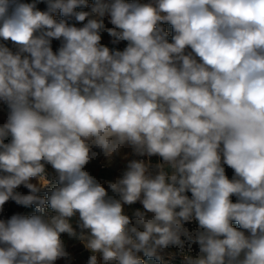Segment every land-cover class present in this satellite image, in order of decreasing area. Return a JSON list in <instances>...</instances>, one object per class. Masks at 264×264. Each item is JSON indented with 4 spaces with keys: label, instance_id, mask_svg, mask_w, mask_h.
Returning a JSON list of instances; mask_svg holds the SVG:
<instances>
[{
    "label": "clouds",
    "instance_id": "obj_1",
    "mask_svg": "<svg viewBox=\"0 0 264 264\" xmlns=\"http://www.w3.org/2000/svg\"><path fill=\"white\" fill-rule=\"evenodd\" d=\"M0 101V264H264V0H0Z\"/></svg>",
    "mask_w": 264,
    "mask_h": 264
},
{
    "label": "built area",
    "instance_id": "obj_2",
    "mask_svg": "<svg viewBox=\"0 0 264 264\" xmlns=\"http://www.w3.org/2000/svg\"><path fill=\"white\" fill-rule=\"evenodd\" d=\"M39 7L41 8V10H44L45 6L43 4L39 5ZM84 10H89V9H84ZM59 18V17H57ZM73 23H75V21H72ZM77 26H82L81 24H77ZM107 33H103L102 34V41L101 43L104 44L105 46H108L110 47L111 49H118V50H122L123 49V46L118 44V45H113L112 43L106 41L105 39V36H106ZM59 47V42L58 41H53V50L55 51L57 48ZM7 106L6 104H4L2 101H0V113H3V115L7 116ZM95 151H99L97 149H94ZM132 159H144V160H148L147 157H138V156H135L133 155V158ZM94 161H97L98 162V165L100 166L101 169H106L107 166H104L105 164V158L103 157V155L101 154L96 160ZM151 161L153 164L157 163L159 161V158L158 157H152L151 158ZM126 169V165H120L118 168H117V173L119 175H121V173ZM53 176V175H51ZM51 176L49 175V177L51 178ZM97 179L101 182H104V181H108V180H111L109 178H106V177H97ZM54 186V185H53ZM105 187H107V185L105 184ZM12 201H9L8 203H6V205L4 206V212L2 214H0V218H4V219H7L9 218L11 215L13 214H16V213H13L12 212ZM17 213H20V214H23V215H28L27 213V209L24 208L20 211H18ZM76 219L78 220V216L76 217ZM74 218L72 220V223H73V227H75V224H74ZM233 226H236L238 227V225H234ZM186 227H189L190 230L191 229H194L195 228V224H190V225H186ZM67 237L68 235L67 234H62V239L65 241V246H66V250L72 255L73 257V260H72V264H81V259H82V256H84L85 258V263L87 262V259L90 255L89 252H87L83 245H82V248L81 250L79 251H72L69 246H68V243H67ZM192 250H193V253L192 254H196L198 252V245H193L192 246ZM144 260H145V264H156V261L155 260H149L148 258L146 257H142ZM56 264H66V262L64 260H58L56 262ZM164 264H182V261L180 259L179 256H177L175 259L173 260H169L167 257H165V262Z\"/></svg>",
    "mask_w": 264,
    "mask_h": 264
},
{
    "label": "crops",
    "instance_id": "obj_3",
    "mask_svg": "<svg viewBox=\"0 0 264 264\" xmlns=\"http://www.w3.org/2000/svg\"><path fill=\"white\" fill-rule=\"evenodd\" d=\"M124 151L130 153L131 149L126 147L124 149ZM129 156H131V155H129ZM126 162H127V160H123L120 157H116L114 159L112 165H111L112 167H107L106 169H101L100 166L98 165V162L97 161H93L92 163H90L89 165L86 166V170H88L96 178L102 176V177L109 178L111 180H115L116 178H118L120 176L117 173V168L120 165H124ZM52 175H54V174H52ZM40 195H46V193L42 192V193H40ZM11 208H12V212L13 213H17L18 211L24 209V208H20L18 210H14L13 209L14 208L13 205H12ZM132 208H134V205L132 206ZM26 209H27L28 215H31V214L34 213L33 211H31V208H26ZM76 221H77V219L75 217L74 221H73L74 224H75V227H76ZM77 231H79L78 228H77ZM67 243H68L69 248L72 251H79L82 248V244H80L78 241H76V240H74L72 238L67 237ZM84 263H85V258H84V256H82L81 264H84Z\"/></svg>",
    "mask_w": 264,
    "mask_h": 264
},
{
    "label": "rangeland",
    "instance_id": "obj_4",
    "mask_svg": "<svg viewBox=\"0 0 264 264\" xmlns=\"http://www.w3.org/2000/svg\"><path fill=\"white\" fill-rule=\"evenodd\" d=\"M91 2H92V0H90V3H91ZM105 22H106V26H107V27H111L110 24H107V20H106ZM165 28H166V30L169 32V34H170V36H171V32H172V30H171V26H170V25H165ZM105 39H106V41H108V42L111 43V37H109L107 34H106V36H105ZM120 45H122L123 48H124V47H125V42H121ZM122 50H123V49H122ZM6 117H7V116L3 115V113H0V124H2L3 122H5ZM132 158H133V155H131V156L128 157L129 160H131ZM127 163H128V160H127V162H126L124 165H127ZM110 167H112V166H110ZM47 171H48V173H49L50 176H51L52 174H54V172L52 171V169H51L50 166H48ZM226 173H227V175L229 176V178H231L232 175H233L232 170H231V169H228L227 167H226ZM32 182L35 183L36 181L33 180ZM17 190L20 191V192L23 193V194H28V190H27L26 188H24L23 186H21V187H20L19 189H17ZM233 201L235 202V197H233ZM12 205H13V207H14V208H13L14 210H18V209H20V208H24V207H22V206H18V205H16L14 202H12ZM138 207H141V206H140L139 204L134 205V208H138ZM31 211L34 212V207H31Z\"/></svg>",
    "mask_w": 264,
    "mask_h": 264
}]
</instances>
